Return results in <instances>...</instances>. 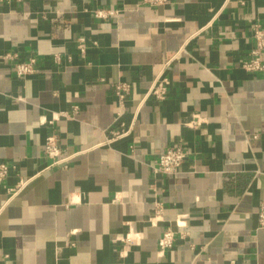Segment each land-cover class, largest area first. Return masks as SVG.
<instances>
[{"label": "crops", "instance_id": "crops-1", "mask_svg": "<svg viewBox=\"0 0 264 264\" xmlns=\"http://www.w3.org/2000/svg\"><path fill=\"white\" fill-rule=\"evenodd\" d=\"M100 9L118 13L97 18ZM255 23L264 26V0L0 3V57L38 62L20 78L0 59V164L11 166L0 264H264V72L242 67ZM161 74L167 98L147 99ZM119 82L131 84L125 107ZM51 133L75 155L68 167L50 166ZM175 146L192 151L181 172L156 176ZM183 215L187 236L160 256Z\"/></svg>", "mask_w": 264, "mask_h": 264}, {"label": "built area", "instance_id": "built-area-1", "mask_svg": "<svg viewBox=\"0 0 264 264\" xmlns=\"http://www.w3.org/2000/svg\"><path fill=\"white\" fill-rule=\"evenodd\" d=\"M26 0H0L2 4H11L14 2L21 3ZM168 2V0H143V4L149 6H161ZM118 11L117 10H97L94 12V15L97 18H109L116 17ZM252 34L255 39V47L249 53L247 59H245L242 63L243 69L248 72H264V61L262 59V55L264 53V26L260 23H255L252 27ZM79 48L84 53L85 52V39H78ZM18 58L17 54L7 53L2 55L0 59L5 61H15L14 70L16 76L23 78L29 75H33L38 71V62L35 58H30L27 61H16ZM56 63L61 62L60 54L55 55L54 57ZM170 79L165 75L161 74L154 80L149 93L147 95V99L153 98L157 101H164L169 92ZM115 95L118 97L121 107H125L129 96L131 94V84L127 82H119L114 85ZM78 113L77 107H74L72 113L65 112L61 115H56L50 121H43L42 123H46L52 125L55 121L60 119V116L65 118L74 117ZM204 122V119L200 118L199 115L195 116L194 119L189 123L190 127L196 128L201 126ZM125 134L117 133L116 136H121ZM45 156L50 161L51 167H68L71 160L75 155H66L62 147L59 143V138L56 134L51 133L45 143ZM192 154L190 148L183 146H175L167 149L165 153H163L157 162V165L154 167V174L156 176L166 175L172 176L181 172L184 163L186 162L189 155ZM11 172V166L9 164H0V184L6 180ZM27 181H22L19 187L12 192V195H16L21 189L25 187ZM163 219L162 216V208L161 206H157L155 214L150 218L153 225H156L159 221ZM258 222L259 229L264 230V201L261 203L259 211H258ZM176 226L178 230H173L168 228L164 231L163 235L159 239V255L164 256L165 252L171 249L177 239H184L187 236V232L182 231L187 226L186 216H179L176 220ZM126 242L132 243L133 237L129 235L126 239Z\"/></svg>", "mask_w": 264, "mask_h": 264}]
</instances>
